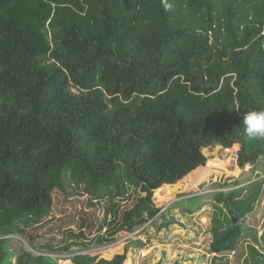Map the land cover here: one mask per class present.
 <instances>
[{
	"label": "trees",
	"instance_id": "16d2710c",
	"mask_svg": "<svg viewBox=\"0 0 264 264\" xmlns=\"http://www.w3.org/2000/svg\"><path fill=\"white\" fill-rule=\"evenodd\" d=\"M168 2L169 11L161 0H0V264H59L23 245L15 254L10 234L38 251L85 245L42 244L22 227L50 212L64 166L80 169L87 190L110 189L118 158L147 196L151 184L166 201L209 166L264 159V140L248 139L242 125L245 110L264 107V0ZM214 146L205 167L203 149ZM129 223L131 232L140 225ZM244 230L217 220L211 251L236 250ZM128 254L62 263L125 264Z\"/></svg>",
	"mask_w": 264,
	"mask_h": 264
},
{
	"label": "rangeland",
	"instance_id": "374dc122",
	"mask_svg": "<svg viewBox=\"0 0 264 264\" xmlns=\"http://www.w3.org/2000/svg\"><path fill=\"white\" fill-rule=\"evenodd\" d=\"M216 147L203 149L207 157L205 167L209 166L207 151L212 152ZM223 154L227 152L218 150L216 158ZM115 161L116 183L110 189L100 190H87L80 169L75 172L72 167L64 166L55 173L50 212L36 224L22 226L42 244L61 247L78 241L85 245H74L65 253L38 251L23 241L21 234H10L14 253L23 245L35 254L58 257L59 264H63L75 254L102 251L110 256L115 250L123 251L127 247L125 264H258V259L264 264V159L245 167H240L236 159L218 171L209 166L210 173L205 171L200 178L199 172L194 175L196 186L186 182L187 185L166 201L156 198L151 184L147 196L145 188L131 181L128 166L118 158ZM220 163L213 161L216 167ZM234 168L239 171L237 175L229 173ZM235 188L241 194L230 197L229 191ZM219 193L225 194L224 203L218 200ZM150 198L152 205L146 209ZM231 202L242 204V208H229ZM250 202L251 210L245 214L243 204ZM225 216L243 224L244 237L236 250L216 254L211 251L213 229L216 221ZM132 220L140 222L133 232L129 228ZM132 240H138L139 244ZM252 246L258 252H252Z\"/></svg>",
	"mask_w": 264,
	"mask_h": 264
},
{
	"label": "clouds",
	"instance_id": "9594fccd",
	"mask_svg": "<svg viewBox=\"0 0 264 264\" xmlns=\"http://www.w3.org/2000/svg\"><path fill=\"white\" fill-rule=\"evenodd\" d=\"M165 11L172 9L168 0H161ZM244 134L251 140H264V107L245 110L242 116Z\"/></svg>",
	"mask_w": 264,
	"mask_h": 264
},
{
	"label": "water",
	"instance_id": "95a60500",
	"mask_svg": "<svg viewBox=\"0 0 264 264\" xmlns=\"http://www.w3.org/2000/svg\"><path fill=\"white\" fill-rule=\"evenodd\" d=\"M239 150H240V148H238V150H237V157H238V155H239ZM23 241H24V239H22Z\"/></svg>",
	"mask_w": 264,
	"mask_h": 264
},
{
	"label": "built area",
	"instance_id": "2783aa9c",
	"mask_svg": "<svg viewBox=\"0 0 264 264\" xmlns=\"http://www.w3.org/2000/svg\"><path fill=\"white\" fill-rule=\"evenodd\" d=\"M226 150H230L231 148H226V147H224Z\"/></svg>",
	"mask_w": 264,
	"mask_h": 264
}]
</instances>
